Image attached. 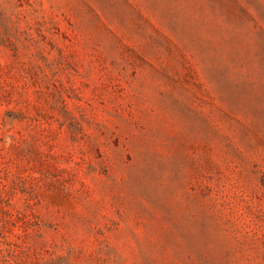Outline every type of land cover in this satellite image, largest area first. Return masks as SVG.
Wrapping results in <instances>:
<instances>
[{"label": "rangeland", "instance_id": "rangeland-1", "mask_svg": "<svg viewBox=\"0 0 264 264\" xmlns=\"http://www.w3.org/2000/svg\"><path fill=\"white\" fill-rule=\"evenodd\" d=\"M0 264H264V0H0Z\"/></svg>", "mask_w": 264, "mask_h": 264}]
</instances>
